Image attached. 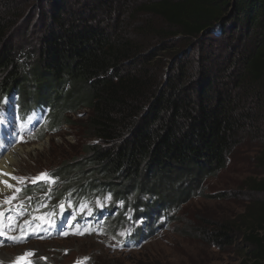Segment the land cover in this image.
<instances>
[{
	"label": "trees",
	"instance_id": "obj_1",
	"mask_svg": "<svg viewBox=\"0 0 264 264\" xmlns=\"http://www.w3.org/2000/svg\"><path fill=\"white\" fill-rule=\"evenodd\" d=\"M11 94L47 112L31 140L87 111L78 147L62 142L74 148L50 171L52 203L109 191L122 201L111 236L127 212L148 239L183 202L181 184L216 174L255 134L258 171L242 186L262 197L201 236L244 246L236 264H264V0H0V103Z\"/></svg>",
	"mask_w": 264,
	"mask_h": 264
},
{
	"label": "rangeland",
	"instance_id": "obj_2",
	"mask_svg": "<svg viewBox=\"0 0 264 264\" xmlns=\"http://www.w3.org/2000/svg\"><path fill=\"white\" fill-rule=\"evenodd\" d=\"M35 28L34 26L30 34L34 40L37 35ZM22 41L24 40L19 37L18 43ZM8 100L9 97L6 98V104L10 107ZM76 113L70 114L74 122L70 125H62L60 134L51 133L42 140L30 138L25 140V143L19 144L24 148L25 155L17 160V165L11 172L12 183L9 182L12 187L8 192L0 195V200L2 199L0 203H4L15 193L20 181L24 182L22 176L34 180L43 172L53 171L54 167L63 161L65 154L78 147L76 141L80 136L82 137V132L79 130L80 123L87 111L80 109ZM248 135L249 138L243 140L227 157V164L223 169L214 175L204 177L199 183L194 184L187 180L181 184L182 190L187 192L183 202H180L175 210L160 212V215L166 216V220L162 221L163 216L159 218L156 224L159 222L161 226L156 227L155 232H152L147 240L140 241L133 248H115L116 244L108 232L107 235L83 238L68 234L45 241L33 237L26 243L30 233L27 230L21 231L19 222L13 226L14 231L8 230L10 225L7 222L8 218L0 214V225L5 229L4 234L0 235V250L9 256L8 259L0 260V264H23L28 259V256L24 255L28 253L26 249L35 251V257L40 264H78V262L79 264H147L148 262L150 264H236L244 246L239 248L241 245H237L239 247L233 249L223 247L219 250L210 242L203 240L201 229L206 221L227 220L238 223L244 211L243 205L262 197L261 194L250 192L242 186L246 177L258 171L254 155L262 146V142L256 140L255 134ZM85 138L83 141H95L94 138ZM65 141L73 144L74 147L65 148L62 143ZM178 187L180 189V186ZM143 194L147 196L149 192L143 190L138 192V195ZM149 198L154 197L150 195L147 199ZM21 236L23 238L19 243L11 239Z\"/></svg>",
	"mask_w": 264,
	"mask_h": 264
},
{
	"label": "clouds",
	"instance_id": "obj_3",
	"mask_svg": "<svg viewBox=\"0 0 264 264\" xmlns=\"http://www.w3.org/2000/svg\"><path fill=\"white\" fill-rule=\"evenodd\" d=\"M3 100L0 103V106L5 102ZM9 100L11 101V103H12L13 106H15V105L18 106L17 112L20 114L21 117L27 115L31 111V109H33V108H31V109L28 108L26 110H21L20 109V105L21 104L18 102V99H17V95L16 94H11L9 96ZM29 137L26 138L25 140L26 141H27V139L29 140L30 139ZM26 141L23 140L22 142L18 143L17 145H19L21 143H25ZM17 145H15V146H17ZM8 151L9 150H6L5 152L1 153L0 154V157L4 153H6ZM43 173H47L48 176L50 177V179L51 178L55 179L54 182L52 184L51 183H48L46 181H42V180L41 181H35V182H33L34 180H28L27 177L22 176L24 182L23 181H20L19 187L15 188V193L9 198V199L12 200L13 203H16V202L21 201V200L24 201V202H26L28 200L34 202L35 209L32 208L30 211L28 210L25 213V217L23 219H21L20 221H18L21 224V227L20 228H22L23 231L26 230L29 227V226H24L25 224H28V223L30 224L31 222L32 223L33 222H36L38 220V217L37 216L40 215L43 211L49 210V209H51L53 207V205L56 206L60 202L63 201V198H62L61 200L58 201V203L56 202L57 204L52 203V196L51 195L53 193L54 185L57 182V176H53L50 172H43ZM28 185H30V186H39L38 188H34V190H37L36 191L37 194H32V193L27 192V188L26 187ZM103 194H108L111 198L110 199L108 198L109 206H108V209L107 210H109V214H108V217H107L106 221H103L102 222L101 229L99 228L100 233L99 232L98 233L88 232V231H84L83 230L82 233L72 234V235H74L76 237H79V238H83L84 236H101V235H105V234L107 235V232L109 233V231L106 229V227H107L106 224H107L108 218L110 216V213H112V215L114 217L116 215H118L119 212L121 211L120 210V207L122 205V201L120 200V201H117L115 204H113L114 203V200H113L112 196L110 195L111 193L109 191H104L101 195H103ZM101 195L97 194V195H94L91 198H86V197H81V198H86V199L93 200L94 198L96 199L97 197H99ZM12 197H15V199H12ZM0 204L2 205L3 203H0ZM43 204L45 205V207H43ZM8 205L12 206L11 203H7V204L4 205V207L6 208ZM112 205H114V207L112 209H110V206H112ZM117 208H119V211H117ZM28 209H29V207H28ZM0 212H2L3 214H6L7 216L9 215L8 213H5L6 212L5 210H2ZM124 216H126V219L124 220L123 224L121 226H118L115 229V231L112 234V236L109 233V236L114 241V244H116L115 245V248H120L121 247V248L131 249L135 245H137L140 241H143V240L139 239V237L138 238L135 237V235H136L137 229L140 228V227H142L145 221H144V219L141 216H135L134 214L127 213V212L124 213ZM162 216H163L162 221H165L166 220V216L162 214V215L156 216V218H155L156 222ZM145 234H146V232H145ZM57 236L58 237H64L66 235H64V236H62V235H51V236H48V237H42V238H40V237L36 236L35 234H30L29 235V239L26 241V243L29 242V240L31 238H33V237L36 238L39 241H45V240L52 239V238L57 239ZM26 250L28 252L33 253V254L30 255V256H28L27 261L24 262L23 264H40V262L38 261V259L35 257V251L33 249H26Z\"/></svg>",
	"mask_w": 264,
	"mask_h": 264
},
{
	"label": "bare ground",
	"instance_id": "obj_4",
	"mask_svg": "<svg viewBox=\"0 0 264 264\" xmlns=\"http://www.w3.org/2000/svg\"><path fill=\"white\" fill-rule=\"evenodd\" d=\"M30 150V149H29ZM31 151V150H30ZM25 155V150L21 145H17L11 148L10 151L6 152L0 158V195L8 192L10 188L8 187L11 181V172L17 165V160ZM6 182V183H5ZM12 183V181H11ZM7 253H3L0 250V260L8 259Z\"/></svg>",
	"mask_w": 264,
	"mask_h": 264
},
{
	"label": "snow or ice",
	"instance_id": "obj_5",
	"mask_svg": "<svg viewBox=\"0 0 264 264\" xmlns=\"http://www.w3.org/2000/svg\"><path fill=\"white\" fill-rule=\"evenodd\" d=\"M13 179H16V177H13ZM41 180H42V181H49V180H50V177L48 176L47 173H41L38 177H36V178L34 179L33 182H35V181H41ZM5 183H6V182H5ZM8 187L11 188L12 185L9 184ZM108 198L110 199L111 197L109 196ZM12 199H15V197H12ZM9 202H10V201H8V200L5 201V203H9ZM61 206H63V205H61ZM8 230H12V231H14L15 228H14L12 225H8ZM21 231H23L22 228H21ZM4 232H5L4 227H3L2 225H0V235H3ZM78 234H79V233H78ZM22 238H23L22 236H21L20 238L11 237V239H13L14 242H16V243H19L20 240H21ZM32 254H33V253L28 252V253H25L24 255H25V256H30V255H32ZM18 259H19V258H18ZM85 259H87V258H85ZM78 264H79V262H78Z\"/></svg>",
	"mask_w": 264,
	"mask_h": 264
}]
</instances>
